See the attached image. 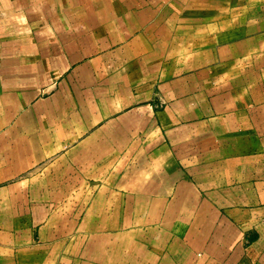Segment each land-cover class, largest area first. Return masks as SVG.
Here are the masks:
<instances>
[{"label": "crops", "instance_id": "crops-1", "mask_svg": "<svg viewBox=\"0 0 264 264\" xmlns=\"http://www.w3.org/2000/svg\"><path fill=\"white\" fill-rule=\"evenodd\" d=\"M0 264H264V0H0Z\"/></svg>", "mask_w": 264, "mask_h": 264}]
</instances>
